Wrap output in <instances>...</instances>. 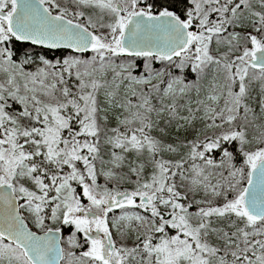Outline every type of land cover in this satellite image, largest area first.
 <instances>
[{
    "label": "snow or ice",
    "instance_id": "6c2138e0",
    "mask_svg": "<svg viewBox=\"0 0 264 264\" xmlns=\"http://www.w3.org/2000/svg\"><path fill=\"white\" fill-rule=\"evenodd\" d=\"M0 264H264V0H0Z\"/></svg>",
    "mask_w": 264,
    "mask_h": 264
}]
</instances>
